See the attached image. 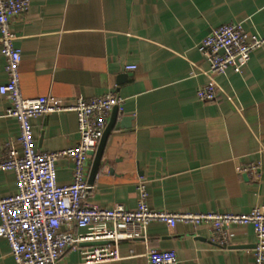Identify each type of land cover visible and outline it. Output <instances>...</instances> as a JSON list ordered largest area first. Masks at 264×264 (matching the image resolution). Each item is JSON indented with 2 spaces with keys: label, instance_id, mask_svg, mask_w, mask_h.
<instances>
[{
  "label": "crops",
  "instance_id": "obj_1",
  "mask_svg": "<svg viewBox=\"0 0 264 264\" xmlns=\"http://www.w3.org/2000/svg\"><path fill=\"white\" fill-rule=\"evenodd\" d=\"M227 22L261 35L264 0H31L29 11L13 20L25 97L73 103L114 91L122 99L88 203L135 209L143 182L156 210L246 213L264 205V47L242 73L229 67L216 77V99L197 96L210 80L198 46ZM5 66L0 46V85L8 80ZM9 106L0 93V160L11 143L20 148L18 122L5 116ZM32 126L38 151L79 141L74 111L39 115ZM257 161L260 179L237 171ZM73 169L70 158L59 159L57 182L70 184ZM16 191L15 174L0 172V197ZM211 231L153 223L146 240L119 242L122 260L98 264H148L150 248L175 250L179 264H253V225L232 226L223 247L212 242ZM100 243L67 250L59 264H84L81 250L106 242ZM0 264H15L3 238Z\"/></svg>",
  "mask_w": 264,
  "mask_h": 264
},
{
  "label": "built area",
  "instance_id": "obj_2",
  "mask_svg": "<svg viewBox=\"0 0 264 264\" xmlns=\"http://www.w3.org/2000/svg\"><path fill=\"white\" fill-rule=\"evenodd\" d=\"M31 0H0V46L6 61L8 80L0 85V93L10 102L5 116L13 117L19 125L17 148L10 144L0 172L12 171L17 191L0 197V238L10 247L15 264H59L67 250H78L84 242H106L81 250L84 264L118 262L122 260L118 244L123 240L147 239L148 228L162 223L175 228L179 223L211 228V240L228 246L229 230L235 225H253L256 231L253 264H264V205L249 212H193L152 209L143 182L138 185L137 207L124 205L100 206L86 201L92 188L87 181L89 160L94 157L113 108L122 99L110 91L91 99L79 98L64 103L51 97L27 98L21 90V49L15 45L11 29L13 20L27 13ZM264 47V33L252 34L242 23L227 22L213 29L198 46L209 62L206 74L209 82L199 87L197 96L203 101L216 99L219 84L216 77L232 67L242 73L252 56ZM136 65H128L134 70ZM74 111L78 119L79 141L58 151H38L34 147L32 119L54 112ZM73 161V181L57 182V162L61 158ZM239 173L262 177L261 162L237 166ZM76 229H85L77 232ZM112 244L115 246L112 247ZM148 264H179L175 250L150 248ZM198 264V263H195Z\"/></svg>",
  "mask_w": 264,
  "mask_h": 264
},
{
  "label": "water",
  "instance_id": "obj_3",
  "mask_svg": "<svg viewBox=\"0 0 264 264\" xmlns=\"http://www.w3.org/2000/svg\"><path fill=\"white\" fill-rule=\"evenodd\" d=\"M118 110H119V106L116 105L112 110L111 118L109 119V122L107 124L106 129H105V132H104L102 138L100 139L98 147L96 149L94 159H93V163H92L91 170H90V174H89L88 183L90 185H93L94 180L97 177V174H98L99 169L101 167L105 147H106V144H107V141H108L110 134L113 132V129H114V126L116 123ZM93 243L94 244H101L100 242H93Z\"/></svg>",
  "mask_w": 264,
  "mask_h": 264
}]
</instances>
